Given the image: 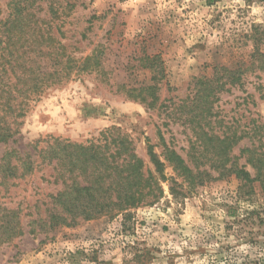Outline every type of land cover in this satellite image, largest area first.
I'll return each mask as SVG.
<instances>
[{"label": "rangeland", "instance_id": "1", "mask_svg": "<svg viewBox=\"0 0 264 264\" xmlns=\"http://www.w3.org/2000/svg\"><path fill=\"white\" fill-rule=\"evenodd\" d=\"M18 4L28 8L25 31L13 29L7 39L4 24ZM257 29L264 31V1L0 0V90L19 102L34 76L40 84L39 76L47 78L24 99L16 141L0 142V158L15 149L35 161L31 174L0 183V216L3 208L19 209L23 231L0 241V264H264L262 186L221 175L219 167L236 161L256 174L248 158L264 149V129H253L254 119L264 123V71L250 68L236 85L218 81V72L213 79L216 66L250 65ZM95 48L99 70L57 80L69 55ZM155 54L164 71L152 107L139 88L156 81L145 61ZM112 126L132 140L159 198L126 215L32 233L31 222L48 217L49 194L64 188L56 160L43 162L38 151L51 137L87 144ZM165 144L212 177L199 183L180 175L165 159Z\"/></svg>", "mask_w": 264, "mask_h": 264}, {"label": "trees", "instance_id": "2", "mask_svg": "<svg viewBox=\"0 0 264 264\" xmlns=\"http://www.w3.org/2000/svg\"><path fill=\"white\" fill-rule=\"evenodd\" d=\"M30 1L34 2L35 0ZM26 9H28L27 6L18 4L14 8L15 16L5 21L4 25L10 26L9 29L6 28L5 30L8 33L7 39H11L12 34L10 32L13 29L20 33L25 31L23 22L26 16L23 11ZM262 36H264V31H259V29L253 34L254 48L249 66H238L236 68L216 66L213 79L217 78L216 74L218 72L221 73V76L217 78L218 81L225 79L230 84L236 85L240 83L243 74L250 68L264 71V50H262L264 37ZM63 55L65 53L61 54V56ZM145 57L147 66L152 70V78L156 81L139 89L146 90L148 95L151 96L152 100L148 102V105L156 107L157 83L162 79V76L157 77L160 74L163 75L164 70L160 67L163 60L161 54L146 55ZM61 58L59 61L57 60L59 66L63 64ZM102 62V51L97 48L81 58H74L69 55L66 60L68 65L62 67L61 70H56L57 80L62 81L64 77L70 78L73 72L80 74L99 70ZM43 75L39 76V78H42L43 83L40 84V81H35L38 76H34L32 79L34 84L26 88L24 86L25 89H21L24 97L19 102H14L17 97L10 89L5 90L3 88L0 90V107L1 110L6 109L3 110L4 114L0 115V142L16 141L15 135L19 132V128H15L14 125H17L18 118L25 114L22 107L24 99L29 95L28 92H36L44 88L47 78H45V74ZM208 81L213 80L208 79ZM132 90L136 89L133 88ZM4 94L7 95L4 96ZM142 99L147 101L145 97ZM3 100L5 101L2 102ZM8 116L12 118V122L7 120ZM258 128L264 129V123L254 119L253 129L255 132ZM51 138L53 139L52 142L47 141V145L38 152L43 162L48 161L50 163L56 160V180L61 179L64 188L55 194H49L53 205L47 210L48 217L33 220L31 222L34 223L31 228L32 233L36 231L37 226L41 230H47L60 225H74L80 220H90L102 214L123 213L126 215L129 209L153 203L159 198L160 192L154 190L153 174L144 169V161L137 154L132 140L125 133H121L120 128L115 126L106 128L96 140H90L87 144L72 142L68 139ZM261 147L264 148V145ZM148 149L152 162L156 169L160 171L163 163L158 160L154 152V145L149 144ZM250 154L248 161L252 163L256 170L255 176L247 169L245 164H239L236 161L230 166H219L221 167L220 173L221 175L235 174L240 180L244 181V184L251 187L254 182L259 181L264 192V149H251ZM164 155L174 169L186 179H198L199 183H203L208 177H212L209 171H194L177 150L167 144L164 146ZM34 170L35 161L30 153L21 156L15 149L8 150L0 158V183L10 178L25 177ZM1 211L0 241H6L21 235L23 231L18 217L19 209L3 208Z\"/></svg>", "mask_w": 264, "mask_h": 264}]
</instances>
